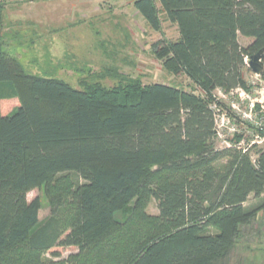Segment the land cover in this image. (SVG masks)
I'll return each mask as SVG.
<instances>
[{
    "label": "trees",
    "instance_id": "1",
    "mask_svg": "<svg viewBox=\"0 0 264 264\" xmlns=\"http://www.w3.org/2000/svg\"><path fill=\"white\" fill-rule=\"evenodd\" d=\"M134 6L154 31L161 13L178 27L179 38L156 45L155 55L196 91L86 80L75 88L31 74L6 49L0 25V264L91 255L94 264H229L247 229L264 228L261 207H245L264 194V150L254 162L242 149L218 148L212 108H225L217 90L249 89L246 59L264 48V0ZM4 11L0 0V22ZM240 36L253 42L243 47ZM13 98L20 106L3 112L2 101ZM36 189L50 206L44 223L40 198L28 200ZM151 200L158 217L145 214ZM59 248L78 253L62 259Z\"/></svg>",
    "mask_w": 264,
    "mask_h": 264
},
{
    "label": "rangeland",
    "instance_id": "2",
    "mask_svg": "<svg viewBox=\"0 0 264 264\" xmlns=\"http://www.w3.org/2000/svg\"><path fill=\"white\" fill-rule=\"evenodd\" d=\"M1 1L5 4L0 25L6 49L31 74L61 79L75 88H81V81L86 80L100 82L108 88L137 82L142 86L164 83L188 91L197 90L186 75L170 72L165 60L155 55L156 45L179 38L178 27L161 13V30L154 31L136 10L135 0ZM239 41L243 47H248L253 39L240 36ZM245 80L248 90L240 88L230 94L216 91L217 100L225 106L213 105L219 132L216 146L242 149L255 162L264 150V135L260 133L264 134V79L248 66ZM2 92L10 94L7 87ZM1 104L6 113L20 106L15 98ZM238 135L243 138L236 143ZM36 198L42 202L39 218L44 223L51 215L44 189L29 193V201ZM245 207H261L257 222L264 224V194L259 198L251 195ZM144 210L149 217L159 216L155 200ZM71 215L70 211L62 214L66 224ZM117 218L124 219L122 215ZM246 235L244 242L230 255L229 264H243V260L264 264V228L253 223ZM57 250L62 259L78 253L75 248ZM46 258L51 255L47 254ZM97 258L91 255L70 263L94 264Z\"/></svg>",
    "mask_w": 264,
    "mask_h": 264
},
{
    "label": "water",
    "instance_id": "3",
    "mask_svg": "<svg viewBox=\"0 0 264 264\" xmlns=\"http://www.w3.org/2000/svg\"><path fill=\"white\" fill-rule=\"evenodd\" d=\"M247 63L250 69L259 76H264V48L248 57Z\"/></svg>",
    "mask_w": 264,
    "mask_h": 264
},
{
    "label": "built area",
    "instance_id": "4",
    "mask_svg": "<svg viewBox=\"0 0 264 264\" xmlns=\"http://www.w3.org/2000/svg\"><path fill=\"white\" fill-rule=\"evenodd\" d=\"M246 62H247V59H246ZM213 110H214V108H213ZM215 115H216V113H215ZM216 132H217V136H218L219 135V132H218V127H217V119H216Z\"/></svg>",
    "mask_w": 264,
    "mask_h": 264
},
{
    "label": "bare ground",
    "instance_id": "5",
    "mask_svg": "<svg viewBox=\"0 0 264 264\" xmlns=\"http://www.w3.org/2000/svg\"><path fill=\"white\" fill-rule=\"evenodd\" d=\"M248 64V63H247ZM249 66V65H248Z\"/></svg>",
    "mask_w": 264,
    "mask_h": 264
}]
</instances>
